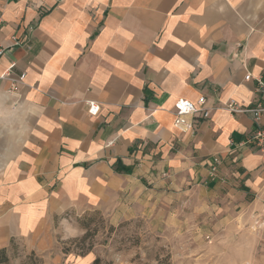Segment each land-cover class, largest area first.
Here are the masks:
<instances>
[{
  "label": "crops",
  "instance_id": "0c3cea01",
  "mask_svg": "<svg viewBox=\"0 0 264 264\" xmlns=\"http://www.w3.org/2000/svg\"><path fill=\"white\" fill-rule=\"evenodd\" d=\"M0 46V250L137 176L264 200L252 118L222 108L257 98L264 0H0Z\"/></svg>",
  "mask_w": 264,
  "mask_h": 264
},
{
  "label": "rangeland",
  "instance_id": "374dc122",
  "mask_svg": "<svg viewBox=\"0 0 264 264\" xmlns=\"http://www.w3.org/2000/svg\"><path fill=\"white\" fill-rule=\"evenodd\" d=\"M263 204L137 176L99 207L68 209L13 241L0 264H264Z\"/></svg>",
  "mask_w": 264,
  "mask_h": 264
},
{
  "label": "built area",
  "instance_id": "2783aa9c",
  "mask_svg": "<svg viewBox=\"0 0 264 264\" xmlns=\"http://www.w3.org/2000/svg\"><path fill=\"white\" fill-rule=\"evenodd\" d=\"M18 42L14 41L12 45H16ZM4 53V48L0 46V57ZM8 74H0V81L7 78ZM22 77H19L21 80ZM245 80H252L255 83V88L257 92V98L248 105H242L235 100H229L223 104V109L230 114H249L252 118L253 124L255 126L254 130L250 134L248 142L253 144L261 152L264 153V79L261 77H252L249 74L245 76ZM16 87L15 83L12 82L10 90H14ZM87 112L90 116H95L99 112L100 106L94 100H89L86 102ZM173 110L175 116L178 118H185L190 120L192 117H201L207 119L210 117L211 109L206 107V98L201 96L196 103H193L187 99H178L174 102ZM214 165L210 168V174L214 175L216 172V165L218 160L214 159ZM263 217H264V207H263Z\"/></svg>",
  "mask_w": 264,
  "mask_h": 264
},
{
  "label": "trees",
  "instance_id": "16d2710c",
  "mask_svg": "<svg viewBox=\"0 0 264 264\" xmlns=\"http://www.w3.org/2000/svg\"><path fill=\"white\" fill-rule=\"evenodd\" d=\"M98 261H99V260H98V259H96V260L94 261V263H95V264H97V263H98Z\"/></svg>",
  "mask_w": 264,
  "mask_h": 264
}]
</instances>
